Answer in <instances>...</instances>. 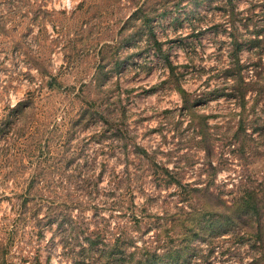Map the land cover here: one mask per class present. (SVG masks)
<instances>
[{"label":"rangeland","instance_id":"rangeland-1","mask_svg":"<svg viewBox=\"0 0 264 264\" xmlns=\"http://www.w3.org/2000/svg\"><path fill=\"white\" fill-rule=\"evenodd\" d=\"M60 2L64 8L51 7ZM238 3L8 0L7 17L0 9V82H10L0 91V220H23L33 199L27 194L52 167L50 160L66 169L83 160L87 168L86 157L100 151L98 146L112 149L110 159L117 152L127 158L136 139L143 143H136L130 154L147 158L149 147L154 154L171 155L165 149L182 143L190 130L193 135L206 129L243 131V119L207 123L231 114L230 101L241 102L239 115L253 89L250 111L264 100V21L241 19ZM23 103L30 107L13 111ZM196 104L205 109L195 124L199 132L192 123H173L176 112L190 114ZM153 167L165 175L170 171L154 162ZM13 199L20 202L19 216H11ZM19 236L24 239L25 233ZM50 259V254L43 260L38 252L33 256L34 264Z\"/></svg>","mask_w":264,"mask_h":264},{"label":"clouds","instance_id":"clouds-1","mask_svg":"<svg viewBox=\"0 0 264 264\" xmlns=\"http://www.w3.org/2000/svg\"><path fill=\"white\" fill-rule=\"evenodd\" d=\"M8 7V0H0L6 17ZM236 14L264 21V0H239ZM237 28L244 32L240 25ZM9 83L0 82V91H6ZM100 85L104 87L103 81ZM248 95L252 99L239 115L235 112L241 102L230 101L231 114L207 121L219 125L243 119L239 133L219 128L193 135L190 130L182 143L165 149L171 155L154 154L149 147L147 158L130 154L136 143H143L136 139L127 158L117 152L110 159L107 153L112 149L98 146L100 151L86 157L87 168L83 160L67 169L50 160L52 167L27 194L33 199L23 220H0V264H19L25 257L27 264H34L37 252L42 260L50 254L49 264H264V100L252 112L256 90ZM204 111L196 104L190 114L176 112L172 121L192 123L199 132L195 124ZM153 162L170 171L165 175ZM9 190L15 197L16 189ZM19 203L11 201L12 217L19 216ZM4 208L8 217L9 204ZM37 209L38 215L32 217Z\"/></svg>","mask_w":264,"mask_h":264},{"label":"trees","instance_id":"trees-1","mask_svg":"<svg viewBox=\"0 0 264 264\" xmlns=\"http://www.w3.org/2000/svg\"><path fill=\"white\" fill-rule=\"evenodd\" d=\"M23 105H25V103H23V104H19V105L17 106V108L13 109V111H18L19 108L21 109V108L23 107ZM4 255L7 256V255H8V252L5 251V252H4ZM20 261H23V263H26V259H23V258H22ZM20 264H22V263L20 262Z\"/></svg>","mask_w":264,"mask_h":264}]
</instances>
